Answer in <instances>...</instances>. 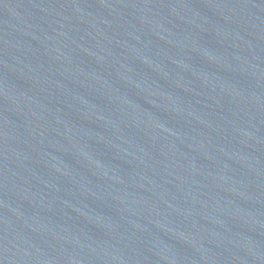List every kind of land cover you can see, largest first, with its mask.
<instances>
[{"label": "water", "instance_id": "water-1", "mask_svg": "<svg viewBox=\"0 0 264 264\" xmlns=\"http://www.w3.org/2000/svg\"><path fill=\"white\" fill-rule=\"evenodd\" d=\"M0 264H264V0H0Z\"/></svg>", "mask_w": 264, "mask_h": 264}]
</instances>
